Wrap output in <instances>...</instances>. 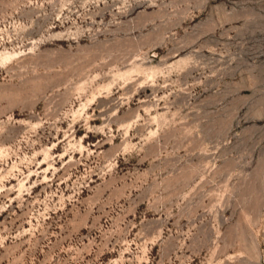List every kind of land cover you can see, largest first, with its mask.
<instances>
[{
	"label": "rangeland",
	"instance_id": "1",
	"mask_svg": "<svg viewBox=\"0 0 264 264\" xmlns=\"http://www.w3.org/2000/svg\"><path fill=\"white\" fill-rule=\"evenodd\" d=\"M0 264H264V0H0Z\"/></svg>",
	"mask_w": 264,
	"mask_h": 264
}]
</instances>
